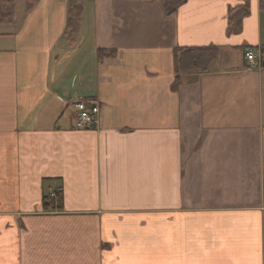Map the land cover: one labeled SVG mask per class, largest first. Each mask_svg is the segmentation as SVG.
<instances>
[{
    "label": "crops",
    "instance_id": "0c3cea01",
    "mask_svg": "<svg viewBox=\"0 0 264 264\" xmlns=\"http://www.w3.org/2000/svg\"><path fill=\"white\" fill-rule=\"evenodd\" d=\"M81 1L71 40V0L0 25V264H264V59H244L264 54L260 0ZM207 46L172 91L174 49ZM80 98L97 129L67 116Z\"/></svg>",
    "mask_w": 264,
    "mask_h": 264
},
{
    "label": "trees",
    "instance_id": "16d2710c",
    "mask_svg": "<svg viewBox=\"0 0 264 264\" xmlns=\"http://www.w3.org/2000/svg\"><path fill=\"white\" fill-rule=\"evenodd\" d=\"M26 11L30 12L40 0H24ZM158 1L164 13L167 16L176 14L179 7L187 0H156ZM260 7L264 9V0H260ZM18 0H0V25L14 23L17 15ZM84 12V6L81 0H71L68 10L67 34L69 40L80 29V23ZM249 6L242 4L236 9H231L228 15V34L239 33L242 29V22L249 15ZM220 47H176L174 49V82L171 86L172 91L176 92L182 84V74L186 72H206L218 58ZM115 51L100 50L99 58L112 57ZM58 194V200L51 196V192L45 195L44 202L48 211H54L62 208V194Z\"/></svg>",
    "mask_w": 264,
    "mask_h": 264
},
{
    "label": "built area",
    "instance_id": "2783aa9c",
    "mask_svg": "<svg viewBox=\"0 0 264 264\" xmlns=\"http://www.w3.org/2000/svg\"><path fill=\"white\" fill-rule=\"evenodd\" d=\"M261 57L260 51L247 50L245 53L250 68L257 66ZM69 116L73 118L78 129H96L100 124V104L94 99H80L75 102L74 109L70 110Z\"/></svg>",
    "mask_w": 264,
    "mask_h": 264
},
{
    "label": "rangeland",
    "instance_id": "374dc122",
    "mask_svg": "<svg viewBox=\"0 0 264 264\" xmlns=\"http://www.w3.org/2000/svg\"><path fill=\"white\" fill-rule=\"evenodd\" d=\"M19 3V10H20V14H23L25 11V1L24 0H18Z\"/></svg>",
    "mask_w": 264,
    "mask_h": 264
}]
</instances>
